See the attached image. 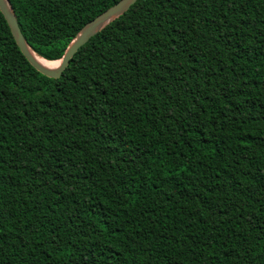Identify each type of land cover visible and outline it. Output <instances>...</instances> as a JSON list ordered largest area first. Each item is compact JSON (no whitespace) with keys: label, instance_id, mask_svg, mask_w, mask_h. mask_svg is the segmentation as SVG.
<instances>
[{"label":"trees","instance_id":"16d2710c","mask_svg":"<svg viewBox=\"0 0 264 264\" xmlns=\"http://www.w3.org/2000/svg\"><path fill=\"white\" fill-rule=\"evenodd\" d=\"M0 264H264V0L0 10Z\"/></svg>","mask_w":264,"mask_h":264},{"label":"water","instance_id":"95a60500","mask_svg":"<svg viewBox=\"0 0 264 264\" xmlns=\"http://www.w3.org/2000/svg\"><path fill=\"white\" fill-rule=\"evenodd\" d=\"M137 2L138 0H121L113 7L109 8L104 13L87 23L79 31V33L67 48L63 58L60 60L61 64L57 70H50L36 62L32 54L30 53V50L32 49L29 47L22 34L13 8L11 7L8 0H0V10L7 20L8 25L10 26L12 35L18 47L30 62V64L41 74L49 78L59 79L69 66L73 57L83 46H85L94 36L104 30L112 22L126 14Z\"/></svg>","mask_w":264,"mask_h":264},{"label":"bare ground","instance_id":"6f19581e","mask_svg":"<svg viewBox=\"0 0 264 264\" xmlns=\"http://www.w3.org/2000/svg\"><path fill=\"white\" fill-rule=\"evenodd\" d=\"M30 53L32 54V56L34 57V59L36 60V62L38 64H40L41 66H44L45 68H48L50 70H57L61 64V61H47L43 58H41L40 56H38L34 51L30 50Z\"/></svg>","mask_w":264,"mask_h":264}]
</instances>
